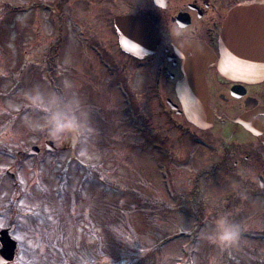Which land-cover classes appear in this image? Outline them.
<instances>
[{
	"label": "rangeland",
	"instance_id": "1",
	"mask_svg": "<svg viewBox=\"0 0 264 264\" xmlns=\"http://www.w3.org/2000/svg\"><path fill=\"white\" fill-rule=\"evenodd\" d=\"M34 1L0 0V229L18 241L9 264H264V198H246L251 184L242 197L209 138L178 130L152 68L118 73L68 53L57 14ZM34 144L39 154L22 153ZM219 217L241 227L234 245L206 238Z\"/></svg>",
	"mask_w": 264,
	"mask_h": 264
},
{
	"label": "flooded vegetation",
	"instance_id": "2",
	"mask_svg": "<svg viewBox=\"0 0 264 264\" xmlns=\"http://www.w3.org/2000/svg\"><path fill=\"white\" fill-rule=\"evenodd\" d=\"M254 2L264 0H35L33 4L35 7L44 4L48 11L57 14L59 34L61 40L67 41V50H72L69 40L75 34L79 44L74 50L81 55H107L106 68L125 69L134 65L144 66L146 70L151 67L155 77L154 95L164 106L168 118L180 132L209 138V149L222 158L215 167L237 175L244 190L245 184H251L246 198H253L254 203L261 206L260 198H264V77L253 82L231 80L220 73L218 65L220 37L230 15L236 8ZM125 17L136 18V22L124 24ZM133 31L141 36L134 46L146 49L142 57L121 47V33L132 34ZM117 56L122 60L114 61L112 57ZM205 56L212 60L206 71L208 103L213 111L209 128L186 120L180 90L181 82L200 75L186 71H199L204 67L201 61L191 64L192 59L204 60ZM95 62L98 63V59ZM189 84L192 81L189 80ZM245 195L246 190L242 197Z\"/></svg>",
	"mask_w": 264,
	"mask_h": 264
},
{
	"label": "water",
	"instance_id": "3",
	"mask_svg": "<svg viewBox=\"0 0 264 264\" xmlns=\"http://www.w3.org/2000/svg\"><path fill=\"white\" fill-rule=\"evenodd\" d=\"M140 38L125 34L121 38L122 46L129 52H135L137 47L133 46ZM231 47V48H230ZM220 48L222 59L219 63L220 70L225 75H241L255 79L259 75H264V3L248 5L237 9L232 14L225 26L221 39ZM237 62L244 65H254L251 70H238ZM202 85L196 87L184 86L183 94L184 109L190 119L199 120L200 115L205 109V101L199 99L203 93ZM190 89V90H189ZM48 149L56 150L52 140L46 141ZM40 148L33 146L28 150L29 153H38ZM0 261L3 263L14 259L17 242L10 235L9 228L0 230Z\"/></svg>",
	"mask_w": 264,
	"mask_h": 264
},
{
	"label": "clouds",
	"instance_id": "4",
	"mask_svg": "<svg viewBox=\"0 0 264 264\" xmlns=\"http://www.w3.org/2000/svg\"><path fill=\"white\" fill-rule=\"evenodd\" d=\"M64 130V121L60 119V115L56 114L54 118L53 127L50 130V135L56 139L60 136ZM241 227L238 224L230 223L226 217H219L216 221L215 229L206 233V238L217 244L218 246L225 248L234 245L240 238Z\"/></svg>",
	"mask_w": 264,
	"mask_h": 264
},
{
	"label": "snow or ice",
	"instance_id": "5",
	"mask_svg": "<svg viewBox=\"0 0 264 264\" xmlns=\"http://www.w3.org/2000/svg\"><path fill=\"white\" fill-rule=\"evenodd\" d=\"M237 67H238V70H240V69H243V70H251L255 66L254 65H244L241 62H237ZM243 78L247 79L248 76H244ZM0 226H2V225H0ZM17 239H19V237H17ZM0 264H3V261H0Z\"/></svg>",
	"mask_w": 264,
	"mask_h": 264
}]
</instances>
